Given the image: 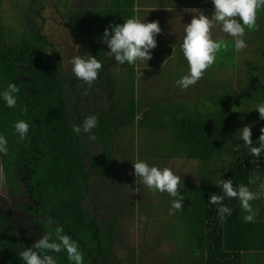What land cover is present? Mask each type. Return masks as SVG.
<instances>
[{"label":"trees","instance_id":"obj_1","mask_svg":"<svg viewBox=\"0 0 264 264\" xmlns=\"http://www.w3.org/2000/svg\"><path fill=\"white\" fill-rule=\"evenodd\" d=\"M24 1L13 0L14 4H20L18 7H23ZM73 1L80 2V8L77 9L75 4L67 10L68 20L64 26L82 47V55H91L102 62V69L90 86L73 75L67 77L61 67L50 60L47 50L52 46L41 33L42 27L36 26L44 8L39 0H26L27 9L12 18L18 20L10 34L5 33L0 14V91L9 83L19 89L14 108L5 107L0 101V135L8 142L7 151L0 154V162L10 194L29 195L31 201L17 207L30 214V222L24 224L34 226L32 234L22 231L19 238L9 235L10 229L0 231L3 252L0 264H23L20 252L30 248L41 235L47 234L56 240L57 228L76 242L83 264H113L111 251L119 218L110 213L108 221L95 220L84 205L90 194L91 176L97 175L104 185L115 168L118 170L119 161L113 157L115 136L122 124L126 127L135 125L147 132L162 131L166 135L168 144H162L159 149L157 145L156 153L150 154L153 160L183 159L199 165L194 170L196 176L191 177L197 181L193 186L178 185L179 194L185 204L190 205L185 206L186 230L189 232L185 249L193 255L189 264H264V260H259L264 254V229L257 231V219L245 223L242 219L245 213L236 199L222 201L232 210L223 220L217 214L216 206L208 203L212 194L221 195L217 187L221 179L232 180L234 186L244 184L253 192H257L262 184L257 181V171L255 174L254 171L263 166L264 152L258 157L252 156L239 139V129L250 127V139L255 146L261 128H264V120L259 119L255 109L250 114L245 113L252 105L255 108L254 102L257 101V105L264 103V41L259 39L260 31L264 29V9L257 13L256 64L253 59L244 63L257 73L254 80L249 79L251 75L243 73V69L240 71L235 67L236 56L225 46L215 64H222L227 75L222 81H215V66H212L203 77L205 84L214 83L211 90L198 89L199 80L196 86L182 90H187V94L177 95V89H181L174 81L187 72V64L180 55L172 61L176 69L170 64L167 68L162 63L164 60H158L153 72L147 73L151 76L147 94L140 95L133 84L126 90L115 89L112 87L115 81H111L109 91L106 56L101 43L105 28L123 23L126 14H131L132 0H109L110 9L102 4L103 9L95 18L89 11L98 1ZM62 2L68 3V0ZM39 4L42 7L35 9ZM244 40L246 44L250 43L249 38ZM129 69L128 78L137 79L135 67ZM236 75L240 76L242 84L246 82V87L232 88ZM253 83L257 84V93L248 91L247 85ZM214 86L219 88L214 89ZM79 91L85 94L82 102L78 99ZM193 91L195 94L212 92L197 95L198 100L192 103ZM158 92L161 97L153 96ZM99 93L108 101L106 110L96 103ZM93 114L97 117V127L86 134L95 136L90 140L101 150L96 155H89L82 141L83 132L73 133L72 127L80 126L85 117ZM17 120L29 124V132L24 138L14 132L13 124ZM119 120L123 122H117ZM230 148L231 158L224 164L223 159H229L226 155ZM214 161L218 167L212 168ZM220 168L224 170L219 172ZM127 169L133 172L132 165L119 172L127 173ZM21 190L29 192L22 193ZM250 203L256 217L257 210L264 213V209L257 207V199ZM139 211L141 213V209ZM44 254L53 255L56 264H70L63 252L45 251Z\"/></svg>","mask_w":264,"mask_h":264},{"label":"rangeland","instance_id":"obj_2","mask_svg":"<svg viewBox=\"0 0 264 264\" xmlns=\"http://www.w3.org/2000/svg\"><path fill=\"white\" fill-rule=\"evenodd\" d=\"M39 1L44 5V8L41 10V21L37 20L36 26L42 27L41 33L47 37L48 42L52 46L47 50L48 56L55 65L61 67L63 74L70 77L72 75L70 60L74 56L82 55L83 51L82 47L76 44L74 38L64 26V22L68 20L66 8L68 6L75 7L76 3L73 1L71 2V5H69L68 3H63L62 0H60V2L59 0ZM105 1L106 0H99L94 5V8H90L91 10L89 12L92 18H95L96 16L98 17L99 11L103 9L101 5L103 4L104 6ZM25 3L26 0L24 3H21L24 7L23 8L18 7L20 5L18 3L14 4L13 0H1L0 14L2 15V20L5 25V33L10 34L13 31V28L17 26L18 18H12L18 16L22 11L27 9V6L24 5ZM41 4L36 5L35 9H40L42 7ZM64 5L66 6L64 7ZM76 5L77 9H79L80 2ZM10 21H13V23ZM214 30V39L222 40L227 49H232V54H235V67H238L240 71L243 69V73L245 72L248 76L251 75L249 79L254 80L257 73L252 69L247 68L244 63L249 59H253L254 64H256L257 28L252 31L246 30L244 39L249 38L250 43H248L247 47L240 52L234 51L231 37L220 32L219 28H215ZM253 31L255 34H253ZM260 33L261 35H259V39L264 41V29H262ZM247 35H249V37ZM103 47H106V45L104 44ZM107 51L108 49L106 48V52ZM220 51H223V49ZM220 51L217 53V56L222 55ZM160 55L165 56L166 54L160 52ZM176 59L177 58L167 59L165 56L164 61L166 60V62L163 61L162 63H165L167 68L170 64L171 68L176 69V66H174V63L172 62ZM157 61L158 60L151 58L146 64L140 63V66H137L136 70L142 71V76L139 78L137 76V79L135 77L130 80L128 76L129 70L131 69L129 68H133V66L127 64L117 65L114 59L106 56V58H104V63L106 66L107 81H109L107 82L109 91H111V81H115V84L112 85V87L117 90H126L131 84H133L138 88L137 93L140 95L147 94L148 85H150L149 77L151 76L146 74V72H153L155 66L154 63ZM216 61L213 64V66H215L214 80L222 81V78L227 75V70L222 69L224 68L222 64H215ZM141 64H145L144 67H142ZM180 70L181 68H179V71ZM250 71L253 72L250 73ZM236 76L232 88L237 90L240 89V87H246V82H243L244 84H242L240 76ZM204 80L205 78H202L198 82V86L200 87L198 89L204 88L205 90H211L214 83L208 85L204 83ZM218 88L219 87L214 86V89ZM247 88L249 93L251 91L257 93V84H249L247 85ZM211 92L212 91H202L195 94L193 91L192 98L194 99L191 100V102L195 103L196 100H198L199 97H197V95L200 96L201 94H208ZM185 93L187 94V90L182 91L177 89V95H184ZM153 96L161 97L162 95H159L158 92L153 94ZM83 98H85V94L79 91V102H82ZM96 103L104 110L108 108V101L105 100L104 94L99 93L98 98H96ZM254 104L256 106L257 101L256 103L254 102ZM252 111H254L253 105L245 110V113L250 114ZM117 122H123V120ZM81 137H83L82 141L84 142L86 151L89 155H96L100 152V146L97 145L96 142L94 143L90 140L86 133H82ZM166 139L167 137L166 135H163L162 131L155 133L147 132L135 127V125H132V127H126L122 124L118 128L115 136L116 147L114 149L113 157L115 160L119 161L120 165L116 164L118 170L115 168L112 176L106 180L104 185L100 182L97 175H93L90 178V197L85 204V207L90 212L89 214L94 217L95 220L108 221L110 219V213H113L114 215L116 214V217L119 218L118 230L115 233L116 240L113 243L114 247H112L111 251L113 264H116L117 262L122 264H189L188 261L193 257L192 253L185 249L186 240L189 236V232L186 230L188 225L186 226L187 218L185 217V206L190 207V205L185 204L183 199V208L181 207V210L177 213L176 210L170 209V198L166 193H158L154 190H149L139 181L135 183V177L132 174L133 172H130L128 169L127 173L119 172V169L126 171V167L128 168L129 165H132V162H135V160L139 158L145 160L150 165L171 168L175 174L180 175L182 187H184L185 184L193 186L197 181L195 177H191L193 174L196 176V171L194 172V170L197 167L199 168V165H195L197 163L187 162L183 159L169 160L158 158V160H153L150 157L151 152L156 153L162 144H168ZM157 145L159 146L158 149ZM227 151L229 152L226 156L229 157V159H223L224 164L229 162L231 158V148ZM253 164L254 162L251 164V167L254 166ZM211 166L212 168L218 167L215 161ZM256 166L257 165H255L254 170L257 168ZM223 170L224 168H220L219 172ZM256 171L257 170L254 171V174ZM178 192H180V190H178ZM139 209H141V213ZM14 226L21 230V225L18 222Z\"/></svg>","mask_w":264,"mask_h":264},{"label":"clouds","instance_id":"obj_3","mask_svg":"<svg viewBox=\"0 0 264 264\" xmlns=\"http://www.w3.org/2000/svg\"><path fill=\"white\" fill-rule=\"evenodd\" d=\"M213 12L211 17L197 12L190 23L183 28V36L179 45L180 52L187 64V72L174 81L181 90L188 89L201 80L205 72L211 68L216 61L217 53L225 47L220 39H213L212 29L219 26L220 32L232 38L233 49L240 52L247 47L244 40L246 30L252 31L257 27V13L264 9V0H211ZM135 12V9L133 10ZM135 15L124 20L121 24L109 25L102 33L101 43L105 44L108 51L104 54L114 59L117 65L127 64L138 66L151 59L152 52L156 47L155 37L160 33V27L156 21L143 22ZM110 29V31H109ZM174 51V49H173ZM172 51V52H173ZM172 58V55L169 59ZM166 62V60L164 61ZM71 73L85 85H91L102 69V62L91 55H78L70 60ZM138 78L142 71L137 72ZM19 89L12 83L0 91V101L7 108H14L17 103ZM259 119L264 120V103L254 108ZM96 115L84 118L80 126L73 125V133H90L97 127ZM14 132L24 138L29 132V124L24 120H17L13 124ZM239 139L243 146L248 149L252 156L258 157L264 152V128L258 137V144L250 139L251 130L249 126L239 129ZM94 140V135H89ZM7 140L0 135V154L7 151ZM135 183L139 181L147 189L158 193H166L170 198V209L180 211L183 196L178 192L181 177L168 167H157L150 165L145 160L137 158L132 162ZM3 176L0 175V182ZM221 195L212 194L208 203L216 206L220 219L231 215V209L222 203L225 199H236L241 210L245 213L242 219L245 223L254 222L256 212L251 201L264 199V184L260 185L259 192L250 191L244 184L234 186L232 180L221 179L217 183ZM56 240L44 234L35 240L30 248H25L19 254L23 264H56V260L49 253H65L70 264H83V256L77 244L69 235L63 233L61 228L56 229ZM58 241V242H57Z\"/></svg>","mask_w":264,"mask_h":264},{"label":"crops","instance_id":"obj_4","mask_svg":"<svg viewBox=\"0 0 264 264\" xmlns=\"http://www.w3.org/2000/svg\"><path fill=\"white\" fill-rule=\"evenodd\" d=\"M99 1V0H95ZM71 0H68V4L71 5ZM109 0L104 2L105 6L109 8ZM72 7L68 6L66 10L71 9ZM110 9V8H109ZM135 9V12L133 11ZM131 14H126L125 20L131 16H136L137 18L143 20V22H152L156 21L160 27V33L155 37L156 39V47L151 50L152 56L154 60H164L165 56L169 59L172 55V59L177 58L180 54L179 45L183 36V28L186 24L190 23L191 19L197 12L202 13L209 18L213 12V5L211 4V0H132ZM113 21V18H112ZM215 28H219V26H215L212 31V37L214 39L215 36ZM106 48L104 47V54L106 53ZM174 49V51H173ZM173 51V52H172ZM180 53H179V52ZM161 53L166 54L160 55ZM156 64V63H154ZM144 67L145 64H141ZM140 66V65H138ZM135 67V71L137 66ZM139 69V68H138ZM142 69V68H140ZM138 72V71H137ZM147 74V72H146ZM256 165V164H255ZM257 168V181H261L264 184V162ZM257 167V166H256ZM0 175L3 176V181L0 182V201H4V197L7 196V184L4 177V172L2 169V164L0 162ZM257 190V192H259ZM257 207L264 209V199H257ZM259 224L257 225V231H261L264 229V213H261L257 210V217L255 219ZM1 220V215H0ZM0 221V231L5 229H10L11 232L9 235L13 234V236H17L19 238V234H21V230L14 226L15 222H9V228H5L6 224L1 223ZM21 225V224H20ZM2 233V232H1ZM0 256H3V252L0 249ZM261 257V255L259 254ZM263 258H260V261L264 260V254H262Z\"/></svg>","mask_w":264,"mask_h":264},{"label":"flooded vegetation","instance_id":"obj_5","mask_svg":"<svg viewBox=\"0 0 264 264\" xmlns=\"http://www.w3.org/2000/svg\"><path fill=\"white\" fill-rule=\"evenodd\" d=\"M3 169V167H2ZM112 176V175H110ZM6 180V179H5ZM22 181V180H21ZM20 181V183H21ZM91 181V180H90ZM19 186H23V184H20ZM7 184V182H6ZM24 187H26V185H24ZM20 191V190H19ZM22 193H28L29 191L26 190H21ZM7 196L4 197V201H0V215H1V223L6 224V228H9V222L13 223H19L21 224V231L25 232L26 234H32V232L34 231V226L29 224V225H25L24 222L25 221H29V216L30 214H28L27 212H24L23 210L18 209L19 207L17 206H22V205H26L29 201H31L29 199V195L27 194H19L17 196L11 195L10 194V188L8 187L7 184ZM90 197V194L88 196V198ZM87 198V199H88ZM87 201V200H86ZM85 201V204H86ZM85 207V205H84ZM86 208V207H85ZM87 209V208H86ZM22 234V232H21Z\"/></svg>","mask_w":264,"mask_h":264}]
</instances>
